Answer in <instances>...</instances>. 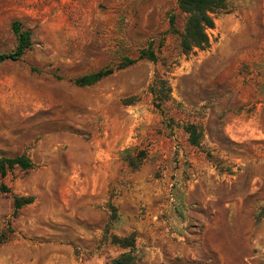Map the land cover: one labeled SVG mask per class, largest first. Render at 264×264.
<instances>
[{
    "label": "rangeland",
    "instance_id": "1",
    "mask_svg": "<svg viewBox=\"0 0 264 264\" xmlns=\"http://www.w3.org/2000/svg\"><path fill=\"white\" fill-rule=\"evenodd\" d=\"M16 20L32 46L0 62V157L34 167L0 179V264H114L130 233L136 264H264V0H227L190 53L177 0H0V53Z\"/></svg>",
    "mask_w": 264,
    "mask_h": 264
},
{
    "label": "trees",
    "instance_id": "2",
    "mask_svg": "<svg viewBox=\"0 0 264 264\" xmlns=\"http://www.w3.org/2000/svg\"><path fill=\"white\" fill-rule=\"evenodd\" d=\"M177 3L179 10L186 14L185 26L180 33V46L182 51L190 53L195 49H205L210 44L208 30L215 27V14L227 7V0H177ZM174 21L175 16H172V25H174ZM12 30L17 37L16 47L12 51L0 53V62L19 60L32 46V32L24 28L22 22L18 20L14 21ZM140 59L154 61L156 60V54L152 49H145L138 58H125L115 67H103L98 71L79 76L73 82L78 86L94 85L112 75L115 71L134 65ZM150 91L154 96L155 105L159 109L172 100L171 85L164 78L157 77L151 84ZM184 129L189 135V142L194 146H200L203 134L198 126L194 123H188L185 124ZM131 164L137 166L135 162H131ZM33 167L34 163L32 159L26 154L14 157L2 156L0 157V179L5 178L9 172L16 168L28 170ZM0 190L9 192L10 188L1 182ZM34 200V196L16 195L14 197V213L17 214L23 207L31 204ZM112 242L124 249H128L114 260V264H136L135 250L137 241L135 233H130L125 236L114 235L112 236Z\"/></svg>",
    "mask_w": 264,
    "mask_h": 264
}]
</instances>
